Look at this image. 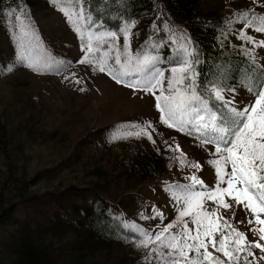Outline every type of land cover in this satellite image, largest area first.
Masks as SVG:
<instances>
[{"label": "rangeland", "instance_id": "obj_1", "mask_svg": "<svg viewBox=\"0 0 264 264\" xmlns=\"http://www.w3.org/2000/svg\"><path fill=\"white\" fill-rule=\"evenodd\" d=\"M146 1L150 8L132 14L118 29H96L84 20L77 26L82 28L85 43L90 28L116 34L105 37L101 45L105 55H111L108 63L113 66L116 50L122 56L124 53L121 29L131 24L129 54L136 57L143 52H158L157 68L170 78L171 68L187 58L184 49L195 55L194 45L184 20L163 0ZM59 3L70 12L79 9L76 0ZM83 3L86 13V0ZM18 5L27 16L24 24L31 21L28 30L39 36L43 45V51L37 49L34 55L50 54L56 64L52 71L37 73L14 63L20 32L14 16L10 22L6 13L17 6L0 4V178L8 173L29 185L12 219L33 229L47 230L55 220L83 221L85 212L103 204L111 217L135 234L133 228L137 225L156 231L174 222L176 208L171 193L164 189L188 184L186 177L193 174L205 185L213 186L215 170L208 161L214 158L210 155L214 147H201L197 134L194 130L190 134L188 127L179 131L160 122L153 95L133 92L107 74L93 72L88 64L76 63L83 55L81 37L49 0H23ZM199 7L200 17L222 23L241 12L264 14V0H200ZM242 24L243 20L237 21L220 37L235 55L246 57L240 47L244 42L238 38ZM244 31L256 40H264V34L254 28ZM69 61L72 63H61ZM256 65L264 66V46L256 48ZM164 84L166 90L167 79ZM234 88L233 95L239 102L236 107L254 102V92L247 91L243 84ZM147 122L153 126L149 130L151 140L143 131ZM151 161L158 163L159 171L141 178L138 167ZM192 163H199L200 168L192 167ZM205 206L209 210L215 207L211 201H206ZM157 213H162L159 219ZM220 213L233 227L245 232L250 241L259 240L258 235L248 231L253 227L248 224L251 216L242 206L220 209ZM179 228L174 225L169 231ZM15 229L13 223L0 224V264H8V235ZM42 239L54 245L52 254L57 264H157L155 254L148 256L154 245L91 248L80 230H68L57 237L45 235ZM209 251L227 260L211 246ZM253 251L257 258L264 256L259 249ZM249 259L252 264H264V259Z\"/></svg>", "mask_w": 264, "mask_h": 264}, {"label": "snow or ice", "instance_id": "obj_2", "mask_svg": "<svg viewBox=\"0 0 264 264\" xmlns=\"http://www.w3.org/2000/svg\"><path fill=\"white\" fill-rule=\"evenodd\" d=\"M49 2L63 13L81 37L83 55L76 63L88 64L93 72L98 70L105 73L117 84H122L133 92L153 95L160 122L179 131L188 127L190 134L193 130L197 134L201 147H214V152H210L214 158L208 163L214 167L215 184L205 185L193 174L186 177L190 181L188 184L165 188L164 191L171 193L170 199L176 208L175 221L156 231L135 226L133 231L138 236L134 246L149 248V245H154L148 256L155 254L157 264H240L241 260L243 264H252L250 257L264 259V256L257 258L253 251L259 249L264 253V244L259 242L264 241V80H260V75H264V72L252 74L256 64V48L264 46V40H256L244 31L245 28H254L255 32L264 34V14L256 16L255 12H241L225 21L231 27L243 20L238 38L244 42L240 46L241 50L252 65L244 77L243 86L247 91L254 92L255 100L236 107L239 103L233 95L236 89L225 85L222 77L219 82L211 84L210 90H204L207 95L200 92L198 72L194 69L198 60L187 49L183 50L187 58L182 64L174 65L171 77L166 78L164 71L157 68L158 52H143L136 57L129 54L128 29L132 25L126 23L121 29L124 34L123 56L117 49L114 65L109 66L108 61L112 57L110 54L105 55V49L101 45L105 37H114L116 34L90 28L85 43L82 28L77 25L82 20H91V15H86L83 0H76L79 9L73 8L71 12L59 0ZM6 15L10 22L14 16L16 26H19L20 38L16 44L14 63L37 73L52 71L56 61L50 54L34 55L37 49L43 51V45L39 36L28 30L31 21H28L27 26L24 24L27 19L24 8L18 5ZM16 26L13 27L14 33ZM95 28H102V25H96ZM13 38H16L15 35ZM246 45L251 47H245ZM96 52L99 55H94ZM55 70L59 72L60 69ZM75 82L80 83L79 80ZM217 104L219 108L216 107ZM151 129V122H147L143 131L149 140L152 139ZM191 166L200 168L199 163H192ZM206 201H211L215 207L209 210L205 206ZM233 205L242 206L250 214L248 224L253 227L248 231L258 235V241H250L245 232L233 227L221 215L220 209L229 210ZM160 216L162 213H157L156 219ZM174 225L180 226L179 231L170 232ZM209 246L227 260L213 256Z\"/></svg>", "mask_w": 264, "mask_h": 264}, {"label": "trees", "instance_id": "obj_3", "mask_svg": "<svg viewBox=\"0 0 264 264\" xmlns=\"http://www.w3.org/2000/svg\"><path fill=\"white\" fill-rule=\"evenodd\" d=\"M177 16L184 20L187 32L194 45V57L198 63L194 69L198 72L197 83L201 93L209 89L213 82L223 83L229 88L244 85V77L252 68L251 62L243 55H235L221 40L220 34L229 25L219 19H203L200 17V0H163ZM23 0H0L4 7H16ZM90 6V7H89ZM146 0H86V15L92 26L102 25L106 29H118L121 24L138 11L149 9ZM264 72V68L255 64L252 74ZM264 80V75H260ZM207 95V93H204ZM219 108V105H216ZM7 171V168L5 169ZM141 178L145 179L159 171L156 161L138 167ZM0 178V224L13 223L14 232L9 233L10 242L7 249L8 264H57L52 248L54 245L42 237H57L68 230H80L86 236L85 244L91 248L103 246L136 247L137 234L130 232L120 220L109 215L103 204L84 213V220L79 222L54 221L55 225L47 230L33 229L21 225L12 219V212L18 202L26 196L29 185L8 175ZM8 176V178H7ZM15 200V201H13Z\"/></svg>", "mask_w": 264, "mask_h": 264}]
</instances>
